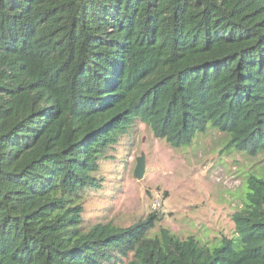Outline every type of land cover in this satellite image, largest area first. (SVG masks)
Masks as SVG:
<instances>
[{
    "label": "trees",
    "instance_id": "1",
    "mask_svg": "<svg viewBox=\"0 0 264 264\" xmlns=\"http://www.w3.org/2000/svg\"><path fill=\"white\" fill-rule=\"evenodd\" d=\"M135 123L264 155V0H0V264H264V168L213 243L85 225Z\"/></svg>",
    "mask_w": 264,
    "mask_h": 264
},
{
    "label": "rangeland",
    "instance_id": "2",
    "mask_svg": "<svg viewBox=\"0 0 264 264\" xmlns=\"http://www.w3.org/2000/svg\"><path fill=\"white\" fill-rule=\"evenodd\" d=\"M217 131L198 133L190 146L171 148L143 123H135L120 147L117 163L104 173L103 189L85 201V225L128 227L155 215V227L180 239L203 243L230 237L232 214L242 207L246 172H263L264 155L254 158L222 150ZM144 154L145 172L134 178L136 158ZM114 167V170H113ZM103 175V174H102Z\"/></svg>",
    "mask_w": 264,
    "mask_h": 264
},
{
    "label": "water",
    "instance_id": "3",
    "mask_svg": "<svg viewBox=\"0 0 264 264\" xmlns=\"http://www.w3.org/2000/svg\"><path fill=\"white\" fill-rule=\"evenodd\" d=\"M145 172V159L144 154L141 153L139 157L136 158V166L134 169V178L136 180H141Z\"/></svg>",
    "mask_w": 264,
    "mask_h": 264
}]
</instances>
